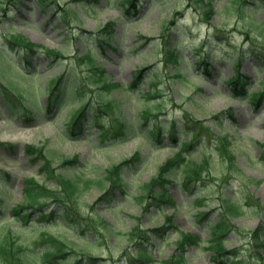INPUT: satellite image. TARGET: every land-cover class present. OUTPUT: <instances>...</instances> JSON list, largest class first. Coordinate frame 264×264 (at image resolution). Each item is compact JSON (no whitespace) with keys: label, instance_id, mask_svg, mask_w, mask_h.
Wrapping results in <instances>:
<instances>
[{"label":"rangeland","instance_id":"obj_1","mask_svg":"<svg viewBox=\"0 0 264 264\" xmlns=\"http://www.w3.org/2000/svg\"><path fill=\"white\" fill-rule=\"evenodd\" d=\"M54 1L42 7L36 0H0V44L4 46L2 66L6 69L0 80L18 90L17 93H4L0 98V173L9 174L4 199L10 208L22 202L24 180L28 177H34L47 188L56 187L54 181L45 179V172L41 171L43 161H31L25 154L24 148L31 145L44 147L46 158L51 160L57 172L67 177L83 174L98 180L102 179L106 169L133 159L139 153L143 163L123 177L130 190L125 187L126 192L117 193L108 207L98 208V211L102 218L122 232L136 225L135 216L140 217L146 230L165 226V217L172 215L174 228L168 229L167 234L153 244L155 264H161L160 260L176 253L181 232H191L206 240L207 232L202 223L193 218L197 213L207 212L208 221L217 220L215 200L223 188L221 182L208 184L194 197L187 196L180 187L170 185L174 205L162 206L159 211L140 210V201L135 197L139 187L155 178L165 162L174 157L175 145L164 141L163 147L153 149L138 135L110 144L96 136L97 130L93 126L78 135L65 134L80 103L67 101L51 110L43 107L47 96L42 90L50 80L63 75L65 82L85 81L87 69L77 63V59L89 50L98 53L95 62L105 70L111 83L129 85L135 72L145 69L149 79L142 80L137 91L118 89L103 98L105 101L110 97L116 100L125 118L130 120L138 119L144 106L149 107L153 116L138 123L141 131L147 130L154 120L163 123L162 130L166 131L167 124L188 112L207 122L215 134L230 135L237 163L230 190L238 197L244 192L253 194L264 204V168L259 160L258 146L264 143V102L254 109L248 99L235 98L226 86V81L239 71L251 78L250 92L264 89V5H255L251 11L246 10L247 5L238 7L234 0H212L214 13L207 22L202 14L203 5H188L186 0H137L136 10L129 13H124L123 0H100L96 4L83 0ZM247 1L253 5L257 0ZM110 23H113L110 45L101 46L94 35ZM13 34L41 48L55 49L63 58L52 61L38 49V53L28 58L29 65L25 61L21 64L23 49H10L4 43L6 36ZM174 44L182 59L177 66L166 65L165 48ZM202 61L208 64V74L204 63H200ZM14 65L19 67V72L15 71ZM89 84L84 91L86 98L94 97ZM151 87L158 89L159 96L144 98L141 94ZM34 99L42 109L32 102ZM230 110L233 120L227 118L222 123H212L216 114ZM28 112L34 114V121L27 119ZM109 121L110 116L104 114L101 118L103 126L109 127ZM179 136L181 142L189 140L186 133ZM74 156L79 159L78 169L63 168V161ZM199 157L196 149L193 159ZM105 186L108 184L94 185L83 192L84 204L95 202ZM48 205V211L54 208L50 201ZM5 213L0 218V235L9 226L19 230V222L10 224L11 217L2 220ZM233 223L248 230L259 227L264 223V207L263 211L244 210L242 216L233 219ZM40 228L50 235L74 241L80 247L86 245L64 224L54 220L46 225L35 222L26 231H19L16 235L18 241L35 243L36 248L32 245L33 248L41 253L47 244L38 242ZM228 236L230 241L225 242L226 248L236 247L243 258L253 260L250 256L254 250L247 233L239 237ZM116 243L115 250L105 245L87 250V253L99 258L98 262L102 264H108L112 255L115 261L129 263L130 260L127 259L126 263L121 256L127 249H132L131 243L123 238ZM203 246L201 242L198 247H190L182 264H219L209 258L211 254ZM70 256L67 253L65 258Z\"/></svg>","mask_w":264,"mask_h":264},{"label":"trees","instance_id":"obj_2","mask_svg":"<svg viewBox=\"0 0 264 264\" xmlns=\"http://www.w3.org/2000/svg\"><path fill=\"white\" fill-rule=\"evenodd\" d=\"M36 1L42 7L55 2L54 0ZM83 1L89 4L100 2V0ZM186 1L187 4H202V14L205 16V20L207 22L211 20L214 13L212 0ZM136 2L137 0H123L124 13H129L132 9L136 10ZM234 3H237L238 7L241 8L243 5H247L246 10L252 11L255 5H264V0H257L253 5L247 0H234ZM112 28L113 23H110L105 29L95 33L94 37L96 36L101 42V46L110 45ZM4 43L10 49L13 47L23 49L22 55H24L26 63H29V56L39 52L38 49L41 50V53L51 57L53 61L63 58L57 50L40 48L36 44H30L20 35L6 36ZM3 47L0 44V77L6 70L2 66L4 56L1 51ZM97 54V52L89 50L85 56L77 59V63L82 64L85 70L87 69L84 82L77 79L74 82H65L63 75L55 78V80H50L46 85L48 98L44 106L51 109L66 103L68 100L70 102L78 101L80 107L68 125V130L72 133L78 134L83 131L84 127L93 126L97 130L96 136L108 140L110 144L120 143L138 135L151 147L153 146V149L163 147L164 141L177 147L174 157L165 162L155 178L139 187L135 197L140 201V210L144 212H150L152 209L159 211L162 206L174 205L173 197L170 194V185L180 187L187 196L193 195L194 197L202 189H206L210 183L221 182L223 184V188L215 200L218 206V219L208 221L207 212H199L193 217L197 223H202V227L206 230V240L200 239L191 232H181L176 242V253L168 259L160 260L161 264H182L188 249L198 247L201 242L204 243V249L210 252L209 258L219 264H264V225L248 230L243 227H236L233 223V219L242 216L246 209L263 211L264 204H261L260 200L253 194L244 192L241 197H238L236 192L230 190L231 176L237 166L236 155L232 152L230 135L215 134L207 122L194 118L188 112H184L181 118H174L167 124L166 131L162 130L163 123L159 120H154L152 125L147 127V130L141 131L142 127L138 123L142 119L147 120L153 116L149 107L144 106L138 119L131 118L130 120L125 118L116 100L110 97L105 101L103 98L106 94L118 89L128 92L137 91L141 81L149 79L145 69L137 70L129 85L121 86L111 83L106 78L105 70L98 65V62H95ZM164 59L166 65L177 66L180 63L182 58L175 44L165 48ZM200 63H204L205 71L208 74V64L205 61ZM262 81L264 85V80ZM88 84L94 97L87 96L86 98L84 91ZM250 84L251 78L239 71H236L235 75L226 81L227 88L234 94L235 98H246L254 109H258L264 102V89L250 92L248 88ZM12 89L17 90L15 87ZM9 90L12 91L0 81V98L4 96V93L6 95ZM159 94L157 88L151 87L143 91L141 95L151 99L158 97ZM104 114L110 116L109 127L103 126L101 122ZM227 118L234 119L231 110L216 114L212 123L216 125ZM181 133L189 135V140L181 142L179 139ZM258 146L260 147L259 160L264 168V143H260ZM196 149L200 157L194 160L193 154ZM24 151L31 161L37 159L43 161L41 171L45 172V179L55 182L56 187L47 188L44 184L37 182L34 177H28L24 180L22 202L10 208L7 200L4 199V190L7 184L5 182L9 174L0 173V218L6 212V217H3L2 220L11 217L10 224L19 222L18 231L9 226L0 235V264H102L98 262L99 258L87 253V250L98 249L105 245L108 249L115 250L117 249L116 241L119 238L127 240L132 246L131 250L123 251L124 254L121 256L125 258L126 263L127 259L130 260L127 264H155L157 262L154 257L153 244L155 240L164 237L168 229L174 228L172 215L165 217V226L146 230L141 224L140 217L135 216L133 219L136 220V225L122 232L104 217L102 218L98 211V208L108 207L117 193L126 192L125 187L129 189L123 177L125 173H130L133 168H138L143 163V158L139 153L135 154L133 159L125 160L106 169L102 179L98 180L93 176L86 177L83 174L67 177L63 173L57 172V169L52 166L51 160L46 158L45 149L42 146L26 145ZM78 164L79 159L74 156L69 160H64L62 166L65 169H76ZM102 183L103 186L108 184L104 187L102 195L92 204H84L81 199L83 192L90 190L94 185H102ZM49 201L54 205L50 211H48ZM51 220L64 224L71 234L86 245L80 247L74 241L50 235L41 228L38 242L47 244L41 253L33 248L35 243L25 244L20 240L18 241L16 235L19 231H26V228L35 222L41 221L46 225ZM245 233L251 239L254 252L250 258L253 260H248L247 257L243 258L236 247L232 249L225 247V242L230 241V238L226 236L234 234V236L239 237ZM67 253L72 256L65 258ZM108 262V264H124L120 260L115 261L113 255L108 259ZM105 264L107 263L105 262Z\"/></svg>","mask_w":264,"mask_h":264}]
</instances>
